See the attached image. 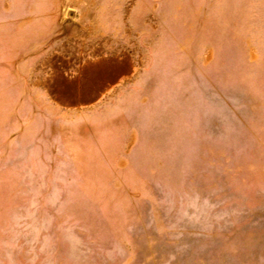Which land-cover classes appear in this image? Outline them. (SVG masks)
<instances>
[{"label":"rangeland","instance_id":"obj_1","mask_svg":"<svg viewBox=\"0 0 264 264\" xmlns=\"http://www.w3.org/2000/svg\"><path fill=\"white\" fill-rule=\"evenodd\" d=\"M0 264H264V0H0Z\"/></svg>","mask_w":264,"mask_h":264}]
</instances>
